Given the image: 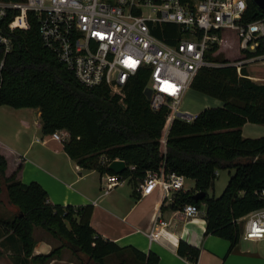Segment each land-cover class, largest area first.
I'll list each match as a JSON object with an SVG mask.
<instances>
[{"label": "trees", "instance_id": "16d2710c", "mask_svg": "<svg viewBox=\"0 0 264 264\" xmlns=\"http://www.w3.org/2000/svg\"><path fill=\"white\" fill-rule=\"evenodd\" d=\"M247 1L243 21L264 18V11L252 0ZM29 23L28 30L6 31L13 43L8 54L0 47V64L4 60L0 69V107L38 109L43 134L67 131L70 138L63 143L64 151L84 170L116 175L108 163L124 161L128 168L117 176L121 181L132 180L134 188L150 170L184 175L194 182V187L176 193L171 209L204 205L206 235L227 240L234 248L243 231L239 221L264 208V198L260 196L264 190V137L246 138L242 131L248 123L264 125V84L248 78L245 67L239 76L237 68L221 54L212 57L220 49L215 46L209 58L219 66L201 68L190 89L220 100L222 106L203 110L190 123L181 119L170 122L166 109H150L144 95L145 75L130 81L124 98L106 86L85 87L44 47L38 22L30 15ZM176 28L164 25L166 34L158 32L156 36L174 45L169 37ZM245 55L264 56V40L254 53ZM6 170L7 160L0 153V193L5 187L10 203L19 211L6 224L20 239L24 256L34 264H49L60 259L65 250L84 264H106L108 257H118L124 251H131L138 264H159L155 253L146 255L132 247L121 248L98 235L91 226L93 205H53L39 183L24 184L15 176L8 178ZM218 170H228L230 179L221 196L211 197L209 192ZM197 193L205 196L196 201ZM36 227L48 232L60 245L49 254L33 256ZM178 254L193 263L199 256L183 241Z\"/></svg>", "mask_w": 264, "mask_h": 264}, {"label": "built area", "instance_id": "2783aa9c", "mask_svg": "<svg viewBox=\"0 0 264 264\" xmlns=\"http://www.w3.org/2000/svg\"><path fill=\"white\" fill-rule=\"evenodd\" d=\"M247 6V0H0V47L5 55L12 50V38L6 31L29 29L30 15L38 22L44 47L82 85L106 86L124 98L130 81L143 74L147 77L145 89L152 91L147 99L150 109H166L170 122L181 119L190 123L196 116L181 111L182 100L201 68L219 66L209 54L215 46L221 47L226 32L233 31L239 50L245 53H254L264 40V18L243 21ZM164 25L177 27L169 37L174 45L157 38L158 32L166 34ZM260 58L264 56L245 57L230 66L242 76V69ZM3 65L4 60L0 69ZM50 138L63 144L70 134L61 130ZM102 179V195L110 194L121 182L111 174ZM186 180L175 172L150 170L142 181L141 194L146 197L159 191L163 204L170 205L176 193L186 189ZM260 196L264 198V190ZM179 211L186 218L201 213L192 204ZM239 222L241 239L260 243L264 250V208ZM167 225L157 218L149 239H159Z\"/></svg>", "mask_w": 264, "mask_h": 264}, {"label": "crops", "instance_id": "0c3cea01", "mask_svg": "<svg viewBox=\"0 0 264 264\" xmlns=\"http://www.w3.org/2000/svg\"><path fill=\"white\" fill-rule=\"evenodd\" d=\"M261 62L264 63V58L258 59L256 64ZM255 79L256 83L264 84V72ZM248 124L243 126V133ZM253 125L251 130H264L261 129L264 125ZM0 153L7 160L8 178L15 176L24 184L39 183L53 205H93L91 226L98 235L121 248L132 247L146 255L155 253L160 259L159 264H264V250H261L260 243L243 240L253 245L239 242L231 248L229 241L207 236L204 205L200 208L199 216L186 218L179 210L163 204L159 191L143 197L142 181L131 192L118 191L119 184L110 194L102 195L103 175L79 167L65 153L62 143L43 134L41 112L38 109L0 107ZM192 183L189 189L194 187ZM18 213V209L9 201L6 188L2 187L0 264H34L31 258L24 256L20 239L6 224ZM157 218L168 225L162 230L159 239L151 241L148 233ZM34 239L33 256L49 254L57 246L56 240L38 227L34 230ZM181 241L198 251L196 263L179 256ZM64 253L60 259L49 264H76Z\"/></svg>", "mask_w": 264, "mask_h": 264}, {"label": "rangeland", "instance_id": "374dc122", "mask_svg": "<svg viewBox=\"0 0 264 264\" xmlns=\"http://www.w3.org/2000/svg\"><path fill=\"white\" fill-rule=\"evenodd\" d=\"M28 30L25 28H14L11 29L14 30ZM224 42L220 47V50L218 54H221L222 57L226 58L230 61V63H234L236 61H239L246 57V53L240 52L238 45L236 44V39L234 37V33L231 30H228L224 36ZM217 54V55H218ZM216 55V56H217ZM243 61V60H242ZM253 64V63H252ZM251 77H256L261 75V73L264 72V63H255L253 65H247L245 68ZM256 81V79H254ZM222 106V102L218 99H215L213 97L204 95L202 93H199L197 91H194L192 89H189L184 96L181 104V111L190 113L191 115H198L200 112L207 108H216ZM251 126H254L253 124H248V127L244 129L243 136L246 138H260L264 137L263 134L264 130H251ZM259 127V126H257ZM264 127V126H261ZM264 129V128H261ZM251 136V137H250ZM254 136V137H253ZM258 136V137H256ZM230 179L229 171L228 170H218L217 179L215 181L214 188L210 190L209 194L210 196H216L219 197L224 192L228 181ZM134 182L130 179H127L125 181L120 182V187L118 191H125V192H131L132 188H134ZM193 185L191 180L186 181V189H189ZM57 245H60L58 241H56ZM241 244L252 246L253 244L250 242H244L243 239L240 240ZM261 250L262 249V245ZM71 259H73L76 264H84L80 260H78L71 251L65 250L64 251ZM63 252V253H64ZM64 253V254H65ZM138 259L135 258V256L132 254L131 251H124L120 254L117 258H114V256H110L106 259V264H138Z\"/></svg>", "mask_w": 264, "mask_h": 264}, {"label": "water", "instance_id": "95a60500", "mask_svg": "<svg viewBox=\"0 0 264 264\" xmlns=\"http://www.w3.org/2000/svg\"><path fill=\"white\" fill-rule=\"evenodd\" d=\"M252 2L260 8L262 11H264V0H252ZM152 91L150 89H145L144 95L146 99H150ZM185 116V115H184ZM109 170L112 171L116 175H121L123 172L126 171L128 168V165L124 161L116 160L109 164L108 166ZM205 196V193H197L195 194L194 198L196 201L201 200Z\"/></svg>", "mask_w": 264, "mask_h": 264}]
</instances>
